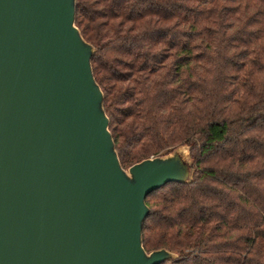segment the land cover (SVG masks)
Segmentation results:
<instances>
[{"label":"trees","instance_id":"trees-1","mask_svg":"<svg viewBox=\"0 0 264 264\" xmlns=\"http://www.w3.org/2000/svg\"><path fill=\"white\" fill-rule=\"evenodd\" d=\"M120 167L186 147L188 183L149 193L161 264H264V0H75Z\"/></svg>","mask_w":264,"mask_h":264},{"label":"water","instance_id":"water-1","mask_svg":"<svg viewBox=\"0 0 264 264\" xmlns=\"http://www.w3.org/2000/svg\"><path fill=\"white\" fill-rule=\"evenodd\" d=\"M74 3L0 0V264L171 261L144 199L190 181L188 149L120 167Z\"/></svg>","mask_w":264,"mask_h":264},{"label":"rangeland","instance_id":"rangeland-1","mask_svg":"<svg viewBox=\"0 0 264 264\" xmlns=\"http://www.w3.org/2000/svg\"><path fill=\"white\" fill-rule=\"evenodd\" d=\"M183 152L186 153V152H185V149H183Z\"/></svg>","mask_w":264,"mask_h":264}]
</instances>
